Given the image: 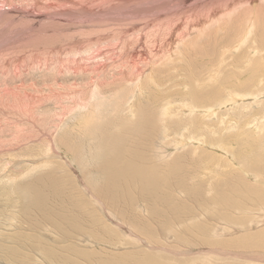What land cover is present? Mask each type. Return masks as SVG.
<instances>
[{"label":"bare ground","instance_id":"6f19581e","mask_svg":"<svg viewBox=\"0 0 264 264\" xmlns=\"http://www.w3.org/2000/svg\"><path fill=\"white\" fill-rule=\"evenodd\" d=\"M234 10L228 12L229 17ZM244 15L247 19L239 21ZM228 18L229 24L234 23L233 31L228 35L231 41L223 44L221 51L214 50L212 58H207L208 62L203 65L212 66L206 70L205 77L199 80V72L195 77V71L183 70L189 78L195 77V80L191 78L194 85L195 81L203 82L206 78L201 88L188 87L190 79L183 81L170 73V77L166 75V80L160 77L157 83L148 78L154 90L149 86L146 88L144 81L134 104L128 101L126 107L118 105L123 114L118 120L120 123L114 127L110 124L108 130L107 127L96 128L100 132L93 126L90 133L80 126L85 132L80 131L87 135L86 146L84 141L60 138L55 146L47 144L43 156L34 154L30 160L20 161L25 170L18 171L15 174L18 176H7L10 184L32 172L48 170L44 176L32 180V185L37 187H30L29 196L21 193L28 201L25 207L22 205L16 210L18 207L14 206L11 211L4 208L0 211V264H264V228L252 230L254 226H264V5L241 12L233 21ZM230 43L231 49L225 51L223 46ZM233 50L242 53L229 55ZM149 68L153 69L152 66ZM173 81L176 82L175 92L167 86ZM182 87L185 92L189 89L188 92H183ZM141 97L143 99L138 102ZM81 107L86 111L88 106L81 102L77 109ZM85 125L87 127V123ZM156 138L162 140L158 142L160 152L156 150ZM57 145H62L82 166V177L90 187L92 202L87 201L90 197L86 195V200L82 195L83 188L78 193L70 182L74 178L59 164L60 156L54 151L58 149ZM155 150L157 154H154ZM168 150L178 154L169 157L165 155ZM95 174L100 176V181H93ZM18 187L21 190L23 185ZM3 188L5 190V186ZM96 204L108 207L126 226L112 219L110 227L102 221L104 218L98 217L101 213L96 215ZM250 227L252 231L246 232ZM40 230L51 234L49 237L55 236V240L47 235L48 239L42 241L44 234ZM61 230L64 231L60 235ZM242 230L244 232L237 236ZM81 232L91 239V243L87 239L86 247L100 244L105 245L104 249H82L85 246L81 241H72V236L78 237ZM124 232L131 235L133 241H127ZM226 234L232 236L226 239ZM171 238L173 242H170ZM177 243L181 244L179 248L175 247ZM120 247H130L131 251L113 253V249ZM187 247L200 248V251H184ZM237 249L241 251H235ZM220 255L243 257L247 261L234 258L228 262L219 261Z\"/></svg>","mask_w":264,"mask_h":264},{"label":"rangeland","instance_id":"374dc122","mask_svg":"<svg viewBox=\"0 0 264 264\" xmlns=\"http://www.w3.org/2000/svg\"><path fill=\"white\" fill-rule=\"evenodd\" d=\"M262 5H264V0H0V181L2 182H0V192L2 191V196H0V206H2L0 208L2 209L0 211L3 212L4 209L11 211V208L13 209L14 206L18 207L16 210H20L22 205L25 207L28 201L21 196V193L29 196L30 189L37 187L35 183V185H32V180L39 176H44L48 170L46 169L44 171L41 169L40 171L32 172L33 174L28 175L29 177H21L24 180L18 178L13 184H10L12 182L8 183L7 176H18L15 174L25 170L23 162L20 163L21 160L23 161L28 158L30 160L37 154L43 156L42 152L45 151L48 146L47 144H54L53 146H55V143L58 144L60 138L74 140L76 142L84 141V146H86L87 135H84L85 130L89 132L93 126H96L93 129L100 132V130H103L110 124V127H114L120 123L118 120H121L123 114L120 111L121 107L118 105L126 107L128 101L131 103L136 102L139 98V94H137L139 87L141 85L143 86L144 81H146V84H144L146 88H152L154 85L151 83L150 86L149 79L152 78L153 80L150 82L155 81L157 83L160 77L165 79L168 76L170 77V74H174L173 77L181 78L183 81L190 79V82L187 81L189 84L188 87L201 88L206 78L203 82L195 81L196 85H194L195 83L192 79L196 77L198 72L197 78L199 80L204 78L207 72L206 70L212 65L207 66V64H203L208 62L209 58L213 57L215 51H221L223 44H228L231 41L228 35L233 31L231 27L234 26V23L231 22L230 25L227 22L228 20L226 18L229 17L228 12L235 9L232 17L230 16L231 18H228L233 21L234 18L239 17L241 12H246L249 8L254 9ZM223 14L224 16H222ZM167 16L168 18H166ZM220 17L222 20L219 19ZM211 18L213 21L216 18L215 22ZM217 19L219 20L217 21ZM246 19L244 15L238 20L245 21ZM173 23L175 25H172ZM221 26H226L227 28L225 27L226 29H224L223 27L224 31L219 30ZM162 31L163 33H161ZM217 32L219 34H216ZM201 35L203 36L200 37ZM150 37H153L152 40ZM124 44L126 45L125 47ZM216 44L220 46L217 47L215 46ZM128 47L130 49L132 48V50ZM223 47L225 51L229 50L231 49V43L229 46ZM241 53L237 54L233 50L229 55L234 54L239 56ZM135 55H138L136 57L137 59ZM135 60H139V62ZM135 62L136 65L133 66ZM177 63L179 64L176 65ZM151 66L153 69L149 68ZM163 66L165 67L163 68ZM185 66L189 68H185ZM186 69L187 71H195V77H191L192 79L189 78L186 75L187 71H183ZM153 70L154 73H152ZM175 71L178 74H175ZM157 72L159 73L157 74ZM155 75L158 78H154L156 77ZM183 76L186 77L184 78ZM178 78L174 79L180 80L181 82L182 80ZM169 84L167 85L169 86L168 90L174 89L172 92L177 91L173 87L176 85L175 81H173V84ZM152 89L154 90V88ZM182 89L185 92V87H182ZM177 98L174 99L176 100ZM142 99L143 97L138 102ZM81 102L86 103L88 106L86 107V111L82 107L77 109V105ZM97 106L100 108L98 109ZM95 110L97 111L96 113H94ZM85 121H87V127L90 128L86 127ZM80 126L85 127V130L82 128L84 132L80 131L82 130ZM99 126H102V128ZM54 128L57 129L55 130ZM65 129L69 132H66ZM106 130H108V127ZM100 136L98 135L97 138ZM81 137L83 138L81 139ZM159 140L160 142L162 141L156 138L155 142L158 152H160V149H158L160 148L158 147ZM59 146L57 145L58 149H54L55 153L60 156L58 160L59 164L63 169L66 167L72 179H75L71 181L68 178L72 185H74L75 190L78 193H81L83 190L82 195L86 200L90 197L87 201L91 200L92 202L90 187L85 182V178L82 177V166L72 159V154L66 152V149L62 145ZM156 150L154 154H157ZM167 152L165 155L169 157L170 154L173 156L178 154V152L174 153L173 150H168ZM156 156L159 159L160 155L158 154ZM60 162L65 165H62ZM94 164L98 165L96 162ZM119 165L121 166V164ZM82 178L84 179L82 180ZM98 179L100 181V176L96 177L95 174L93 181L98 182ZM83 182H85V185ZM9 185L14 187V189H11ZM22 185L21 190L18 189L20 188L18 186ZM3 186H5V190L4 188L2 189ZM24 187L26 188L24 189ZM5 191H10V193L15 192V196L10 193L6 194ZM19 191L20 195L18 194ZM24 200L26 203H24ZM7 203L8 205H6ZM94 206L97 212H95L96 215L101 213L98 217L104 218L102 221L107 222L106 224L112 225L113 222L110 223V221L113 219L115 223L118 222L126 226L125 222H122L119 216L117 218L116 215H112L107 209L108 207L106 208V206H99L97 204ZM7 216L9 219L12 218L9 214ZM253 225L256 224L254 223ZM261 225L254 226V229L250 227L246 232L261 230L264 228ZM222 228L220 227V230ZM108 229L111 232H116L113 228ZM40 231L42 232V230ZM62 231L64 230L60 231V235ZM84 232L79 233L78 237L72 236V241H81V245L85 246L82 249L101 251L105 245L94 244V246L86 247L87 239H90V237L84 235ZM130 232L133 234L131 229ZM242 232L244 231L237 232L238 234L236 235L238 236ZM42 234H44L42 241L48 238L55 240L56 238L53 235L49 237L51 234L48 232L43 231ZM123 234L127 241H133L131 235L128 236L125 232ZM230 236L232 235L226 234L225 237L229 239ZM118 239L120 238L117 237ZM170 242H173L172 238ZM136 244H138L137 241ZM180 246L181 244L179 243L175 245L177 248ZM129 249L130 247H120L113 249V253L127 252ZM184 251H195L198 253L200 248H188L184 249ZM235 251L241 250L237 249ZM228 257L225 255L218 256V258H221L219 261L224 262L231 261L232 258L247 261L243 257Z\"/></svg>","mask_w":264,"mask_h":264}]
</instances>
